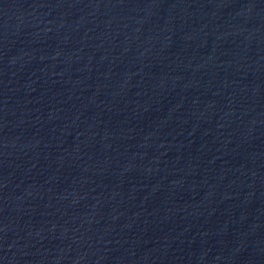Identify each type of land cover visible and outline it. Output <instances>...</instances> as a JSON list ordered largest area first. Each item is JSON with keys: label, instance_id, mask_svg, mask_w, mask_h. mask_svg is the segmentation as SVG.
I'll return each instance as SVG.
<instances>
[{"label": "water", "instance_id": "1", "mask_svg": "<svg viewBox=\"0 0 264 264\" xmlns=\"http://www.w3.org/2000/svg\"><path fill=\"white\" fill-rule=\"evenodd\" d=\"M0 264H264V0H0Z\"/></svg>", "mask_w": 264, "mask_h": 264}]
</instances>
